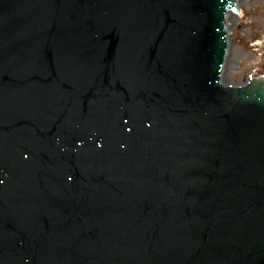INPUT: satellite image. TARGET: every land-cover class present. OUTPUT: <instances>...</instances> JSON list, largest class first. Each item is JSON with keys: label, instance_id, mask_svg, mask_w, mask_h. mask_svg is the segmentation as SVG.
<instances>
[{"label": "water", "instance_id": "obj_1", "mask_svg": "<svg viewBox=\"0 0 264 264\" xmlns=\"http://www.w3.org/2000/svg\"><path fill=\"white\" fill-rule=\"evenodd\" d=\"M237 6L0 0V264H264V76L223 75Z\"/></svg>", "mask_w": 264, "mask_h": 264}, {"label": "rangeland", "instance_id": "obj_2", "mask_svg": "<svg viewBox=\"0 0 264 264\" xmlns=\"http://www.w3.org/2000/svg\"><path fill=\"white\" fill-rule=\"evenodd\" d=\"M242 12L229 16V67L224 84L239 86L264 76V0H239Z\"/></svg>", "mask_w": 264, "mask_h": 264}, {"label": "bare ground", "instance_id": "obj_3", "mask_svg": "<svg viewBox=\"0 0 264 264\" xmlns=\"http://www.w3.org/2000/svg\"><path fill=\"white\" fill-rule=\"evenodd\" d=\"M229 16H230V14H229Z\"/></svg>", "mask_w": 264, "mask_h": 264}]
</instances>
